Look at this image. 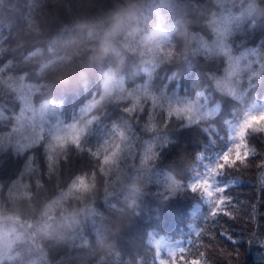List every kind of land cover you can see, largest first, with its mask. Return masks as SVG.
Masks as SVG:
<instances>
[{
    "label": "clouds",
    "instance_id": "obj_1",
    "mask_svg": "<svg viewBox=\"0 0 264 264\" xmlns=\"http://www.w3.org/2000/svg\"><path fill=\"white\" fill-rule=\"evenodd\" d=\"M249 256L264 0H0V264Z\"/></svg>",
    "mask_w": 264,
    "mask_h": 264
},
{
    "label": "trees",
    "instance_id": "obj_2",
    "mask_svg": "<svg viewBox=\"0 0 264 264\" xmlns=\"http://www.w3.org/2000/svg\"><path fill=\"white\" fill-rule=\"evenodd\" d=\"M251 260H252V258H251V256H249L248 257L249 264H251Z\"/></svg>",
    "mask_w": 264,
    "mask_h": 264
},
{
    "label": "snow or ice",
    "instance_id": "obj_3",
    "mask_svg": "<svg viewBox=\"0 0 264 264\" xmlns=\"http://www.w3.org/2000/svg\"><path fill=\"white\" fill-rule=\"evenodd\" d=\"M241 135L243 134V132H242V130H241V133H240Z\"/></svg>",
    "mask_w": 264,
    "mask_h": 264
}]
</instances>
